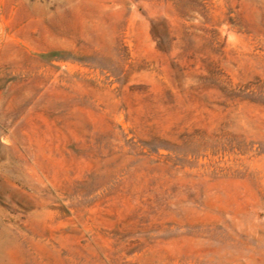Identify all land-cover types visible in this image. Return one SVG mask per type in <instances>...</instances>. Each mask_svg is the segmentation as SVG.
<instances>
[{
    "label": "rangeland",
    "instance_id": "rangeland-1",
    "mask_svg": "<svg viewBox=\"0 0 264 264\" xmlns=\"http://www.w3.org/2000/svg\"><path fill=\"white\" fill-rule=\"evenodd\" d=\"M0 264H264V0H0Z\"/></svg>",
    "mask_w": 264,
    "mask_h": 264
}]
</instances>
